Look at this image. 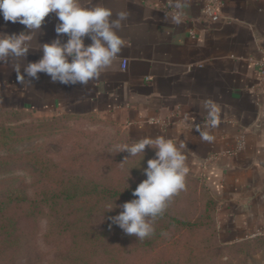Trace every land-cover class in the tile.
<instances>
[{
    "label": "crops",
    "instance_id": "1",
    "mask_svg": "<svg viewBox=\"0 0 264 264\" xmlns=\"http://www.w3.org/2000/svg\"><path fill=\"white\" fill-rule=\"evenodd\" d=\"M220 1L222 19L211 22L202 0H183L180 23L172 20L169 0L80 1L110 8L113 18L121 10L129 13L118 30L125 47L114 67L87 85L52 82L44 73L18 83L13 65L38 61L39 43L56 38L59 21L49 13L26 59L0 64L2 100L11 108L105 114L139 138L163 136L185 145L186 162L218 201L224 232L264 234V94L256 90L264 0ZM25 30L0 15V32ZM209 98L221 109L214 129L206 127L202 107ZM196 126L215 139L203 141Z\"/></svg>",
    "mask_w": 264,
    "mask_h": 264
},
{
    "label": "rangeland",
    "instance_id": "2",
    "mask_svg": "<svg viewBox=\"0 0 264 264\" xmlns=\"http://www.w3.org/2000/svg\"><path fill=\"white\" fill-rule=\"evenodd\" d=\"M0 100V129L8 137V142L0 145V202L22 189L26 190L28 199L34 200L43 198L37 196L43 190H84L93 184L124 190L136 188L146 179L143 169L155 157V149L146 146L145 153L132 157L126 150L117 152L118 145H131L142 138L111 117L97 113L12 110L1 95ZM99 160L103 161L101 166L97 163ZM186 164L189 168L186 190L174 196L164 214L157 218L155 232L148 239L149 253L143 256L138 251L133 264H264V234L227 235L219 216L218 201L200 175ZM98 167L108 175L93 174ZM96 197L111 200L108 195H77L76 200L87 202L97 200ZM64 198L61 195L56 199L62 202ZM117 200L127 201L125 195ZM105 213L102 208L101 216L94 214L100 219L96 228L114 231L104 221ZM36 221L22 224L27 231L36 233L27 255L14 258V248L0 246V264H51L60 242L46 240L45 217ZM121 234L127 235L124 231ZM68 240L64 238L61 248H65ZM122 242L118 246L124 250L126 245ZM141 243L135 241L132 247L140 249Z\"/></svg>",
    "mask_w": 264,
    "mask_h": 264
},
{
    "label": "clouds",
    "instance_id": "3",
    "mask_svg": "<svg viewBox=\"0 0 264 264\" xmlns=\"http://www.w3.org/2000/svg\"><path fill=\"white\" fill-rule=\"evenodd\" d=\"M169 6L175 9L172 20L180 23L183 0H169ZM49 13H55L59 21L54 29L56 38L39 43L36 49L42 50L43 55L38 61L28 62L23 67L19 62L13 65L18 83L23 84L26 78L29 82L38 80L39 74L44 73L52 82L87 85L114 67L125 47V40L118 30L124 27L129 13L121 10L113 18L110 8L100 4L85 6L80 0H0V15L4 21L18 22L26 29L18 34L0 32V64L12 58L17 61L26 59L29 50L33 49L32 41ZM62 36H67V40L62 41ZM85 38L91 43L86 45ZM202 107L206 111V127H218L221 111L218 104L209 98L202 102ZM195 131L203 141L211 143L215 139L199 126ZM146 146L155 149V157L149 159L143 169L146 179L133 190L135 198L120 205L123 211L111 217L113 224L138 240L154 234L157 218L164 214L174 196L186 190L189 172L186 156L181 150L185 145L178 147L163 136L145 137L131 145H118L117 152L126 150L132 157L145 153Z\"/></svg>",
    "mask_w": 264,
    "mask_h": 264
},
{
    "label": "trees",
    "instance_id": "4",
    "mask_svg": "<svg viewBox=\"0 0 264 264\" xmlns=\"http://www.w3.org/2000/svg\"><path fill=\"white\" fill-rule=\"evenodd\" d=\"M3 132L4 129H0V145L8 142V137ZM97 163L101 166L103 161L99 160ZM93 174L108 175L100 167L94 170ZM134 189L133 186L122 190L116 186L93 184L92 187L86 186L84 190L82 188H65L60 192L43 190L37 194L43 198L34 200L26 197L25 189L17 190L8 200L0 202V246L5 249L14 248L12 251L14 258L25 253L27 255V248L33 245L36 233L27 231L25 226L29 225V221H33L34 224L36 220L45 217L48 221V230L45 233L48 242H60L62 246L64 238L69 239L65 248H61L58 243L51 264H133L134 255L138 251H141L143 256L149 253V238L138 240L134 235L123 236L121 234L123 230L112 223L111 217L123 211L120 205L134 197L132 194ZM61 195L65 197L62 202L56 199ZM77 195L90 197L108 195L111 200L102 201L101 197L99 199L96 197L97 200L78 202ZM121 195H125L127 201L117 200ZM108 207L112 209L107 210ZM102 208L106 211L104 221L109 222L114 231L96 228L100 219L94 214L101 216ZM135 241L143 242L139 245L140 249L132 247ZM120 242L123 246L126 245L124 250L118 246Z\"/></svg>",
    "mask_w": 264,
    "mask_h": 264
},
{
    "label": "built area",
    "instance_id": "5",
    "mask_svg": "<svg viewBox=\"0 0 264 264\" xmlns=\"http://www.w3.org/2000/svg\"><path fill=\"white\" fill-rule=\"evenodd\" d=\"M204 2V16L211 22H218L222 19L221 7L222 2L220 0H202ZM259 79L256 85L257 92L262 95L264 94V51L259 60H257ZM127 65V60H123L122 66L125 68Z\"/></svg>",
    "mask_w": 264,
    "mask_h": 264
}]
</instances>
